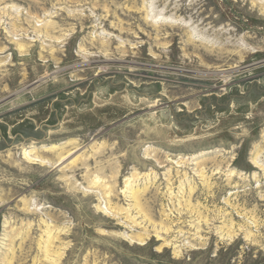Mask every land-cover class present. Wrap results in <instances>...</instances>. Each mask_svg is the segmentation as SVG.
I'll list each match as a JSON object with an SVG mask.
<instances>
[{"label": "rangeland", "instance_id": "374dc122", "mask_svg": "<svg viewBox=\"0 0 264 264\" xmlns=\"http://www.w3.org/2000/svg\"><path fill=\"white\" fill-rule=\"evenodd\" d=\"M0 264H264V0H0Z\"/></svg>", "mask_w": 264, "mask_h": 264}]
</instances>
